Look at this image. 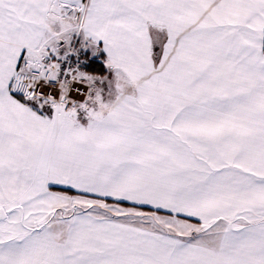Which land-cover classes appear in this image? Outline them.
I'll use <instances>...</instances> for the list:
<instances>
[{
  "label": "snow or ice",
  "instance_id": "6c2138e0",
  "mask_svg": "<svg viewBox=\"0 0 264 264\" xmlns=\"http://www.w3.org/2000/svg\"><path fill=\"white\" fill-rule=\"evenodd\" d=\"M0 264H264V0H0Z\"/></svg>",
  "mask_w": 264,
  "mask_h": 264
}]
</instances>
